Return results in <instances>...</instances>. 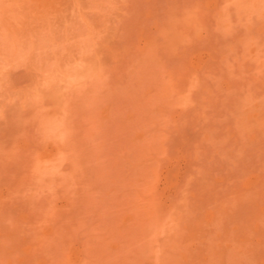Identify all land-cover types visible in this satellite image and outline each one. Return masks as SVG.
<instances>
[{"label": "rangeland", "instance_id": "1", "mask_svg": "<svg viewBox=\"0 0 264 264\" xmlns=\"http://www.w3.org/2000/svg\"><path fill=\"white\" fill-rule=\"evenodd\" d=\"M0 264H264V0H0Z\"/></svg>", "mask_w": 264, "mask_h": 264}]
</instances>
